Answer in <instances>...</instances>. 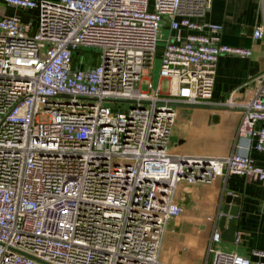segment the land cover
Segmentation results:
<instances>
[{
    "label": "built area",
    "instance_id": "2783aa9c",
    "mask_svg": "<svg viewBox=\"0 0 264 264\" xmlns=\"http://www.w3.org/2000/svg\"><path fill=\"white\" fill-rule=\"evenodd\" d=\"M212 1L0 0V264H166L181 185L237 175L264 186L250 155L264 152V85L230 104L247 152L171 148L179 107L212 104L220 58L252 56L201 21ZM9 8L40 11L37 32ZM253 37L264 41V26ZM90 49L99 65H75ZM221 241L215 231L206 264H264V251L253 262Z\"/></svg>",
    "mask_w": 264,
    "mask_h": 264
},
{
    "label": "crops",
    "instance_id": "0c3cea01",
    "mask_svg": "<svg viewBox=\"0 0 264 264\" xmlns=\"http://www.w3.org/2000/svg\"><path fill=\"white\" fill-rule=\"evenodd\" d=\"M8 10L10 16L19 12L14 8ZM201 21L222 26L220 42L250 49L252 56L220 58L212 104L181 107L182 117L184 121L188 118V122L177 124L171 148L187 156L206 158L247 152L249 141L238 137L241 112L230 104L238 106L252 101L264 85V41L253 37L256 28L264 26V0H213ZM162 30L170 35L167 25ZM213 116H219V121H212ZM250 155L264 168V152L251 150ZM227 195L240 198L237 234L240 241L222 240L218 248L249 257L253 262L260 260L253 252L264 251V186L246 176L230 175L212 183L180 186L177 199L182 213L169 223L161 262L206 264L208 245L213 233L218 231L216 221L221 200Z\"/></svg>",
    "mask_w": 264,
    "mask_h": 264
},
{
    "label": "rangeland",
    "instance_id": "374dc122",
    "mask_svg": "<svg viewBox=\"0 0 264 264\" xmlns=\"http://www.w3.org/2000/svg\"><path fill=\"white\" fill-rule=\"evenodd\" d=\"M8 13L11 14L13 12L10 9V10H8ZM17 15L21 18L22 22L25 25H30V23L33 25V33L37 32V30L39 28V24H40V11H38L36 9L35 10H24V9H22V10H19V12H17ZM163 34H164V36H167L166 31L163 32ZM164 46H165L164 43L161 42L159 47H158V52L156 55L155 69L151 75L152 78H154L156 76V74L158 73L159 65H160V59H161L162 54H163ZM98 53H99L98 51L93 50V49L83 50V51L79 52L78 57L76 58L75 65L77 64V60H79V56L85 60V62H86L85 66H88L89 68L92 67V65H99L100 59H99ZM77 66H79V65L77 64ZM143 89H146L145 84L143 85ZM168 89H169L168 82H166V81L163 82V85H162L163 92H167ZM181 107H179V109H178V118L176 120L173 132L175 131L177 124H187V122H188L187 121L188 118H185V121H186L185 122L183 117H182L181 112H182V110L184 111V109H182Z\"/></svg>",
    "mask_w": 264,
    "mask_h": 264
},
{
    "label": "water",
    "instance_id": "95a60500",
    "mask_svg": "<svg viewBox=\"0 0 264 264\" xmlns=\"http://www.w3.org/2000/svg\"><path fill=\"white\" fill-rule=\"evenodd\" d=\"M212 121L218 122L219 116H213ZM240 203V198L232 195H227L221 200L216 229L225 242L234 243L236 241Z\"/></svg>",
    "mask_w": 264,
    "mask_h": 264
}]
</instances>
